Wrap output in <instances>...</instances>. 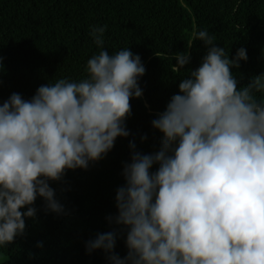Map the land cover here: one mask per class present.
Segmentation results:
<instances>
[{"label": "clouds", "instance_id": "clouds-1", "mask_svg": "<svg viewBox=\"0 0 264 264\" xmlns=\"http://www.w3.org/2000/svg\"><path fill=\"white\" fill-rule=\"evenodd\" d=\"M107 27L90 29L100 51L85 78L0 102V247L25 234L26 218L36 220L38 198L46 213L67 215L50 182L88 170L131 135L126 121L131 100L143 98L146 68L129 48L105 49ZM193 37L207 53L151 122L159 150L145 154L130 141L117 214L107 218L115 227L85 242L109 264H264V74L240 86L232 70L247 62L246 49L230 58L207 29ZM174 58L173 72L191 63L188 51Z\"/></svg>", "mask_w": 264, "mask_h": 264}, {"label": "trees", "instance_id": "trees-1", "mask_svg": "<svg viewBox=\"0 0 264 264\" xmlns=\"http://www.w3.org/2000/svg\"><path fill=\"white\" fill-rule=\"evenodd\" d=\"M105 24V49L114 54L129 48L146 68L139 81L143 98L131 100L126 121L131 135L118 138L88 170L68 171L62 182H50L68 214L46 213L38 198L36 220L26 218L25 234L0 247V264H109L103 251L89 255L85 242L115 227L107 218L117 214L116 191L125 184L130 141L145 154L159 150L162 134L151 122L207 53L194 32L214 34L230 58L246 49L247 62L232 70L240 86L264 74V0H0V102L14 92L30 99L40 85L61 78H85L87 61L100 51L90 29ZM185 51L191 63L173 72L175 54ZM115 251L127 254L123 238Z\"/></svg>", "mask_w": 264, "mask_h": 264}]
</instances>
